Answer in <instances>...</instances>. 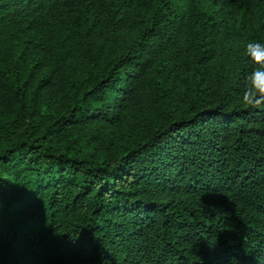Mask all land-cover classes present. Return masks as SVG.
<instances>
[{"label":"trees","instance_id":"1","mask_svg":"<svg viewBox=\"0 0 264 264\" xmlns=\"http://www.w3.org/2000/svg\"><path fill=\"white\" fill-rule=\"evenodd\" d=\"M0 187V264H264V0H0Z\"/></svg>","mask_w":264,"mask_h":264},{"label":"snow or ice","instance_id":"2","mask_svg":"<svg viewBox=\"0 0 264 264\" xmlns=\"http://www.w3.org/2000/svg\"><path fill=\"white\" fill-rule=\"evenodd\" d=\"M5 195L4 189L0 187V203L5 202ZM58 243H62L59 242ZM74 249L78 254H82L85 256V260L83 264H95V261L93 259V256L95 254V242L90 234H82L78 241L73 245ZM232 255L238 256V264H248L246 258L243 256V254L239 252H232ZM209 264H214L211 257L209 259Z\"/></svg>","mask_w":264,"mask_h":264}]
</instances>
